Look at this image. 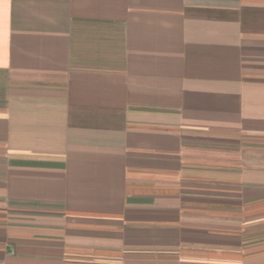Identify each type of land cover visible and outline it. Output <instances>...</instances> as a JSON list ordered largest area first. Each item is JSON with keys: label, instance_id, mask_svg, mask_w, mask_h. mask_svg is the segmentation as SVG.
<instances>
[{"label": "crops", "instance_id": "obj_1", "mask_svg": "<svg viewBox=\"0 0 264 264\" xmlns=\"http://www.w3.org/2000/svg\"><path fill=\"white\" fill-rule=\"evenodd\" d=\"M0 264H264V0H0Z\"/></svg>", "mask_w": 264, "mask_h": 264}]
</instances>
